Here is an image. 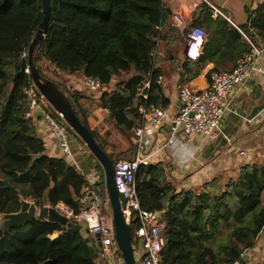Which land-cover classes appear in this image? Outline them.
<instances>
[{
	"label": "trees",
	"instance_id": "1",
	"mask_svg": "<svg viewBox=\"0 0 264 264\" xmlns=\"http://www.w3.org/2000/svg\"><path fill=\"white\" fill-rule=\"evenodd\" d=\"M50 2L47 31L33 50L38 71L59 83L77 115L87 124L82 101L87 98L86 92L67 88L64 81L45 74L43 65L52 67L54 74L63 71L98 76L106 89L98 93L96 104L107 112L113 129L123 140L130 141L134 138L132 128L141 121L138 104L168 107L171 103L160 81L166 69L152 54L164 17L162 0ZM247 15V22L239 27L251 41L263 44L264 0L255 9H247ZM42 17L41 0H0V212L18 210V193L42 206L46 189H49L48 204L61 201L78 210L79 199L92 188L90 178L100 180L102 202L106 196L103 170L95 157L90 152L82 156L81 172L63 155H50L28 115L32 109L24 90L33 83L30 73L25 72L27 48ZM206 29L210 36H220L218 59L213 69L206 72L210 80L213 71L232 70L248 51L249 43L220 16L212 18L209 14ZM212 46L211 51L215 48ZM171 47L167 44L164 56L167 61L175 57ZM205 59L206 53L190 61L196 66ZM112 77L117 80L111 84ZM145 81L149 83L145 90L147 97L137 98V87ZM45 107L57 121L65 123L53 108ZM89 129L112 162L126 151L117 150L120 143L109 140L98 128L89 126ZM66 131L75 133L67 125ZM92 170H96L94 176L89 175ZM227 177L214 176L199 189L179 187L162 161L140 164L136 172L140 204L148 210L163 211L165 239L160 254L164 264H233L255 245L264 227V161L243 164ZM4 181L13 185L17 193L4 187ZM218 232L222 240L216 241L215 249L209 242ZM41 263L94 264V261L79 230L71 226L63 229L59 222L37 217L9 233L0 231V264Z\"/></svg>",
	"mask_w": 264,
	"mask_h": 264
},
{
	"label": "crops",
	"instance_id": "2",
	"mask_svg": "<svg viewBox=\"0 0 264 264\" xmlns=\"http://www.w3.org/2000/svg\"><path fill=\"white\" fill-rule=\"evenodd\" d=\"M209 1L222 9L228 17L225 19L236 27L242 36L245 33L239 26L248 20L247 9L253 10L262 2V0ZM162 6L164 17L159 27V35L156 38V46L159 44L162 53L154 58H158L157 63L166 69L160 81L165 94L171 101L167 108L170 113H175L180 104L178 102L180 100V86H190L196 92H203L210 88V80L206 77V72L213 69L215 61L218 59L220 36L218 34L210 36L209 31L206 29V40L201 53H206V59L194 66L192 61L184 54L185 42L183 34L180 29L173 25L172 14L180 13L187 25H200L204 29L206 28L207 16L209 14L212 18L217 16L212 14L207 3L202 0H162ZM167 37H171V40L168 39L169 43ZM260 37V35L257 36L259 40ZM167 44L172 46L171 48L175 51L174 61L164 59L167 53ZM211 44L213 45L212 47H215L213 51L210 48ZM170 57H173V53H170ZM185 63L187 64L185 65ZM229 63H231V60ZM256 64L259 70L254 72L249 79L254 80V83L260 87V92L259 94L252 92L251 85L246 80L235 86L227 94L225 100L235 111L226 116L227 123L221 127L223 135L218 136L214 140H209L195 133L188 139L184 134V129L180 126L175 132L177 135L175 143L168 148L153 153V150L171 132L170 123L167 119L160 126L157 136L152 137V130L149 128L145 132V135L148 136V142L144 152L146 154L152 153L148 161H162L179 187L196 189H199L204 181L214 176L221 175L222 178H226L234 175L243 164L262 163L264 161V53L258 58ZM54 76L64 81L67 88H77L85 91L82 86L83 75L81 74L58 71ZM85 92L87 98L93 99L94 104L97 96L87 91ZM240 104H242L243 115L236 112ZM84 106L87 111V121L91 124L90 127H96L99 130L100 122L93 123L95 121L92 116L96 108L92 109V106L87 105V102L84 103ZM98 109L100 111L104 110L102 108ZM31 117L36 125L38 135L43 140L48 141L49 147L46 152L50 155H63V151L59 148L56 141L50 137L49 128L43 125L38 113L36 112ZM79 146H81L82 156H86L88 152L85 147L82 144ZM92 172L95 171L92 170L89 174L90 176ZM245 251L248 253V259L245 264H260L264 261V227L257 237L255 245Z\"/></svg>",
	"mask_w": 264,
	"mask_h": 264
},
{
	"label": "built area",
	"instance_id": "3",
	"mask_svg": "<svg viewBox=\"0 0 264 264\" xmlns=\"http://www.w3.org/2000/svg\"><path fill=\"white\" fill-rule=\"evenodd\" d=\"M202 1L207 3L212 14L228 18L221 8L209 0ZM172 22L175 27L182 31L185 42V56L189 59H197L202 53L203 44L206 40L205 29L200 25H187L180 13L172 14ZM243 36L249 43V49L243 53L236 66L230 71H213L210 75V88L206 91L196 92L190 86H180V104L175 113H170L167 107L161 105L138 104L141 121L139 125L132 128L134 134L132 156L129 159H116L113 169L116 188L125 198L123 213L130 226L134 254L133 264H164L161 261L160 254L165 239L163 232L164 221L162 218H158V210H148L141 206L137 192L136 172L140 164L147 163L149 156L152 154L144 152L148 142V136L145 135V132L149 128L152 130V137H155L164 121L169 120L171 132L153 150V153L173 145L177 140L175 132L180 126H183L184 134L188 139L195 133L209 140H214L218 136L223 135L220 125L221 119L226 112L229 114L235 111L226 102V96L235 86L245 82L254 72L259 70L256 63L258 58L264 53V43L257 44L245 34ZM155 47L152 53L154 57L162 53L159 44ZM25 72L29 73L28 66L25 68ZM116 80L115 77H112L110 83L112 84ZM148 85V81H145L143 85L137 87V98L139 96L147 97L145 90ZM82 86L85 91L96 96L99 92L106 89V86L98 76L91 75L82 76ZM24 92L29 99L31 109L37 105L38 109L43 111L40 117L47 124L50 137L55 138L54 141L63 151V156L81 171L70 149L65 123L57 121L50 114L45 107V105H50L38 92L34 84L26 88ZM35 113L31 111L28 115L33 116ZM43 146L46 150L49 147L48 141L43 140ZM84 199L85 196L79 199L78 210H74L71 206L61 201L52 206L70 220H84L90 232L99 233L102 250L99 253V264H124L122 255L115 242L112 216L106 212L105 214L102 213L103 210L106 211L110 208L108 200L101 203L99 199L93 197L89 206L83 208ZM233 264L240 263L236 260ZM260 264H264V261Z\"/></svg>",
	"mask_w": 264,
	"mask_h": 264
},
{
	"label": "water",
	"instance_id": "4",
	"mask_svg": "<svg viewBox=\"0 0 264 264\" xmlns=\"http://www.w3.org/2000/svg\"><path fill=\"white\" fill-rule=\"evenodd\" d=\"M50 1L51 0H41L43 17L38 24V28L27 48V66L29 68L30 77L38 92L43 96L53 110L62 117L65 124L79 136L89 152L101 165L103 170V187L107 200L110 204L111 216L114 224L115 242L122 255L124 264H133L134 254L130 226L123 213L125 198L118 192L114 182V162L111 161L107 153L97 144L86 120L77 115L69 97L65 91L60 88L59 83L41 75L33 61L34 47L41 39L44 38L47 31V24L51 12ZM247 81L251 85L252 92L259 94L260 87L254 83V80L248 79ZM178 102L180 103V100ZM133 105L137 106V99L134 100ZM32 112H37L39 116L43 113L42 110L38 109L37 105L33 107ZM236 112L242 113V115L244 114L242 111V104H240ZM227 115V112L223 115L220 122L221 127L227 123ZM89 182L92 185V188L88 190L85 195L84 203L82 204L83 208H87L89 206L93 197L100 200L102 196V191L98 186L100 180L90 178ZM4 187H7L17 193V189L7 181H4ZM48 191L49 189H46L43 193L42 200L45 204L42 206L37 205L35 200L25 198L18 193L20 203L18 210L13 212H0V231L2 233H9L12 228L24 226L32 222L37 217L48 221L59 222L63 229H67L71 226L79 230L92 251L94 264H99L100 258L98 253L102 252L99 233L90 232L84 225H79L78 220H70L52 205H48ZM77 200L78 198H75V201ZM162 212V210L157 211L159 219H161ZM247 259L248 253L245 251L241 254L238 261L240 264H245Z\"/></svg>",
	"mask_w": 264,
	"mask_h": 264
},
{
	"label": "rangeland",
	"instance_id": "5",
	"mask_svg": "<svg viewBox=\"0 0 264 264\" xmlns=\"http://www.w3.org/2000/svg\"><path fill=\"white\" fill-rule=\"evenodd\" d=\"M50 67H51V65H50ZM43 72L45 74H47L48 76L55 77L53 72H51V69H49V67L47 65H43ZM55 78H57V77H55ZM92 100L93 99H91V98H86V99L83 98L82 101L84 103L87 102V105H91L92 109L96 108V110L94 111V114L92 116H93L94 121H95L93 123H97V122L99 123L100 122L101 126H100V129L98 130L99 133L101 132V134H106L109 140L113 139V141H115L116 143H118V144L120 143L119 147H117V150H126L125 152H122V154H120L121 157H119V158H125V159L131 158L132 152H133V146L131 145V143L133 141V137L131 138L130 141L123 140V137L121 136V134H119L116 130L113 129L112 122L108 118L106 111L105 110H103V111L101 110L100 111V109H98L100 107L97 106L96 100L94 102L95 105L93 104ZM97 110H99V111H97ZM41 122L43 123L44 126L47 127V124L42 120V118H41ZM88 124H89V126H91L90 122ZM94 128L96 129V127H94ZM182 129H184L183 126H182ZM66 133H67V138H68V141H69L70 149L72 150V152L74 154V157H75V159L77 161V164L81 168L80 159L82 158V150H81V146H79V145L82 144L85 147V149H86V151L88 153H89V151H88L87 147L85 146L84 142L79 140V138L76 136V133L67 132V131H66ZM112 134L114 135V137L111 136ZM52 138L55 140L54 137H52ZM95 174H96V170H95V172L91 173V176H94ZM102 180H103V177H102ZM105 200H107L106 196H105L104 201ZM100 202H102V201H100ZM105 212L108 215H111L110 208H109V210H106V211L103 210L102 211L103 214H105ZM79 225H84L85 227H87V224H86V222L84 220H80L79 221ZM220 240H222V235H220V233L218 232L216 237L209 242V245H211L212 247H214L216 249V244L219 243ZM216 241H218V242L216 243ZM98 255L100 256L99 253H98Z\"/></svg>",
	"mask_w": 264,
	"mask_h": 264
}]
</instances>
